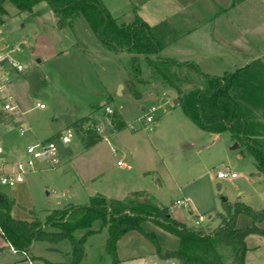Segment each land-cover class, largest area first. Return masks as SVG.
Segmentation results:
<instances>
[{
	"label": "rangeland",
	"instance_id": "1",
	"mask_svg": "<svg viewBox=\"0 0 264 264\" xmlns=\"http://www.w3.org/2000/svg\"><path fill=\"white\" fill-rule=\"evenodd\" d=\"M110 1L112 6L118 4L120 10L128 9L125 0ZM136 2L139 14L145 17L150 15L152 8L165 10V0ZM4 9L5 13L0 15V47L4 44L18 47L20 51L15 58L26 68L18 75H13L6 91L0 94V133L8 129L2 134L3 141L25 149L27 145L52 135L58 140L61 132L72 128L71 124L83 117L96 118L97 126L103 128L99 133L94 125L85 122L82 129L91 127L92 131L100 135L99 143L85 149L84 137L93 135L80 132L83 139L76 135L69 146L60 147L62 156L57 166H50L45 161L35 162L34 171L23 172L22 183L14 187L1 186L0 191L15 201L11 212L13 218L27 220L33 211L44 220L51 211L63 209L69 204H88L91 192L124 199L127 191L138 190L145 191L167 207L177 199L188 196L198 215L204 217L198 227L207 231L218 225V214L224 213L222 199L227 203L239 201L254 209H264V175L257 176L258 171L251 156L240 147L232 149L235 143L228 132L218 133L212 139V135L199 130L184 116L180 107L171 104L166 97L142 104L145 111L151 106L156 107L152 115L154 120L145 129L142 128L145 111L141 110L139 103L120 97L119 86L112 91L116 94L114 101L109 98L106 104L112 110L111 114L105 109L97 113L88 111L89 103L97 102L99 92L111 88L116 79L122 80L131 67L124 55H113L109 53L110 50L106 52L82 18L74 19L67 29H59L56 18L45 3L35 8L43 22L34 14L19 13L8 3ZM128 15L121 19L132 17ZM148 18H153V15ZM175 19L171 18L172 21ZM54 20V26L47 24H53ZM120 20L117 19V22L122 24ZM192 23L187 22V26ZM165 25H168L167 19L162 22V26ZM163 38L164 44L171 42L175 45L173 33H166ZM76 45L86 52L78 50ZM139 66V76L133 78L130 71L121 94H127L131 85L139 93L152 88L150 85L153 81L146 75L145 68L148 67L142 61ZM209 68L217 70V65L214 69L211 66ZM189 80L187 77L183 82ZM190 87L192 85L186 89ZM8 96L11 97L10 104L14 106L12 112L3 109ZM36 104H42L43 108ZM114 113L126 124L118 132L110 124L109 118L104 116ZM132 125L134 130L131 129ZM102 135L106 139L102 140ZM24 159L26 154L14 163ZM117 161L124 165L118 166ZM224 168L239 177L233 180L217 179L216 173ZM217 184L221 185L219 190ZM175 207L188 217V204ZM249 224L248 217L238 216L237 227ZM47 231L55 229L48 228ZM73 234L79 238L83 231L76 230ZM105 236V228L101 235L87 236L84 248L88 258L79 264H109V257L104 252V241L101 243ZM139 239L146 249L153 250L147 240ZM33 245L32 253L51 263L70 259L65 253L69 251L66 240L54 246L55 249L41 241ZM163 246L165 249L171 247L169 242L163 243ZM7 255L0 258V263L8 260ZM33 264H43V261L35 258Z\"/></svg>",
	"mask_w": 264,
	"mask_h": 264
},
{
	"label": "trees",
	"instance_id": "2",
	"mask_svg": "<svg viewBox=\"0 0 264 264\" xmlns=\"http://www.w3.org/2000/svg\"><path fill=\"white\" fill-rule=\"evenodd\" d=\"M40 2L50 7L59 29H67L74 19L82 18L101 46L113 52L128 53L133 78L139 76V64L144 62L150 70V80L175 92L177 106L189 121L210 134L228 132L251 156L256 170L264 175V63L254 60L216 76L202 73L193 62L161 58L158 54L165 44L155 28L139 17L130 24L118 23L101 0H0V15L5 13L6 3L19 13H31ZM187 77L190 80L184 83ZM191 85L192 88L186 89ZM129 92L136 99L140 97L134 85L129 86ZM105 107L95 106L94 112ZM104 116L109 118L115 131L126 127L117 113ZM85 122L95 128L98 125L95 119L83 117L72 123L74 129H70L81 139L80 132L92 133V138L84 137V148L88 149L101 137L91 127L83 130ZM56 140L51 137L45 142ZM14 206L12 198L0 193L1 236L14 250L23 253L36 241L54 246L66 240L71 260L58 264H79L86 257L87 236L102 228L107 230L105 252L111 259L110 264H120L116 245L128 232H136L151 243L159 259H175L179 264H244L246 236H264V227L260 226L264 224V209H254L239 201L223 202L224 213L218 214L219 223L211 231L176 221L167 206L143 190L129 192L124 199H107L95 194L88 204L53 210L44 220L33 211L27 220L15 219L11 216ZM239 215L248 217L251 225L237 227ZM146 221L176 237L178 247L164 250L154 233L143 227ZM95 223H99L98 230L93 229ZM48 228L55 231L49 232ZM76 230L83 231L79 238L73 234Z\"/></svg>",
	"mask_w": 264,
	"mask_h": 264
},
{
	"label": "crops",
	"instance_id": "3",
	"mask_svg": "<svg viewBox=\"0 0 264 264\" xmlns=\"http://www.w3.org/2000/svg\"><path fill=\"white\" fill-rule=\"evenodd\" d=\"M125 1V6L128 5V9L120 10L121 7H118V4H114L112 6V2L110 0H102L103 4L110 12V14L118 20H120L121 17H125V15H128V13L131 12V15L128 16L132 17H129L126 20H120L121 22L123 21L122 24H130L135 17H139L149 27L155 28V32L157 31V36L162 38L163 41L164 34L173 33L175 37V43H173L175 45L171 44V42L165 44L158 54V56L161 58L175 59L179 62H193L198 66L199 70L202 73L216 76H221L225 72H232L236 68L243 67L254 60H260L262 63H264V0H165V10L161 11L160 9L152 8L150 10V15L148 14L147 17H145V15L143 14H139L140 11L138 6L136 5V1L139 2L140 0ZM41 3L44 2H40L33 7L31 14H34L36 17H38V20L40 22H43V18H41L39 11L35 9ZM130 4L132 5V7L129 8ZM166 7L168 9L167 12ZM151 14L153 15V18L149 19L148 17L151 16ZM162 16L163 18H161ZM172 17H176V19L172 21ZM165 19L168 20V25L162 26V22H165ZM190 21L194 24L192 23V25L187 26V22ZM54 22L55 20L53 21V24H47H51V26H54ZM76 48L80 51H85L77 45ZM106 52H109V50L106 49ZM109 53H112L116 56L124 55L126 58H128L130 63V55L126 52L110 51ZM66 54H68V52ZM150 58L153 59L154 57L152 56ZM215 65H217V70H210L209 66H211V69H214ZM145 69L147 72L146 75L150 77V70L148 68ZM129 73L130 70L126 72V75L122 80L116 79L111 88L109 87V89L101 90L99 92L97 102L89 103L90 107L88 111L90 110V112H94L95 106L102 107L106 105L109 98L113 100V97H115L116 94H114V92L112 91L115 89L117 90V86H119L118 92L121 95L120 97H125L132 102L139 103L141 105L142 111H145V107L142 106L143 103L155 100L158 97L163 96L166 97L168 101H170L168 96L159 95L157 93L156 87H161L163 91L171 89L166 86L155 84L154 82L149 85L155 90L149 88L142 91L138 99L134 98L129 90L127 92L128 95L125 93L121 94L123 83ZM170 103L173 104L171 101ZM6 128L7 127L5 126L4 129ZM6 131L4 130V132ZM1 132L2 134L4 133L3 130H1ZM2 134L0 133V147L2 148V153L0 154V167L2 163L4 164V166H2V168L0 169V173L7 171L9 166L14 165V162L25 156V149H23V146L21 147L19 145H13L10 143L8 144V142L3 141ZM210 135H213L211 136V138L213 139L217 134ZM51 137H53V135ZM51 137H48L43 141H46ZM103 139H106L104 135H102V140ZM233 142L236 143L235 141ZM232 149L234 148L232 147ZM123 165L124 163L118 166L122 167ZM40 170L42 169H38V171ZM261 175L262 174L260 173L257 174V176ZM129 192L133 191H127V194ZM0 193L2 192L0 191ZM95 194L104 196V194L100 192H91L88 200L90 201V198ZM104 197L107 199L112 198L106 196ZM181 200L185 201V204H188L190 207V210L188 211V217L184 216L181 211L176 210V201L170 204V206L168 207L171 216L176 221L183 223L188 227H198L200 221L197 223L196 221L201 215H198V212L194 208L193 204H190L188 196H183ZM188 220L190 222H188ZM250 225L251 220L249 225L242 227H248ZM260 226L262 227V224ZM143 227L147 231H151L154 233L164 250L169 248L165 249L163 243L169 242V244L171 245L170 249L172 250L178 247V240L176 237L157 228L152 223L146 221L143 223ZM98 228L99 223H95L93 229L98 230ZM102 230L103 228L93 233L92 236H97V233H100L101 235ZM135 233L136 232H128L117 242L116 253L118 259L120 260V264H179L175 259H159L155 254L154 247L152 246V251L148 248L146 249V245H144V243L139 239L143 237L138 233H136L135 235ZM106 238L107 236H105V238L101 240V243H103L104 241V252ZM245 245L247 247V251L244 257V264H264V236L250 234L245 238ZM33 246L34 245L32 244L30 250L27 253L12 250L11 246L1 236L0 232V258H4L6 254H8L7 256H9L8 260L5 261V263L1 262L0 264H33V260L35 258L42 260L43 264L69 263L71 260L69 254L70 249L68 252H65L66 255L70 257L69 260H65L66 262L64 261L51 263V261L49 262L46 258L44 259V257L35 256L32 253ZM54 246L49 245V248L55 249ZM13 255L15 257H13ZM86 258H88L87 253L86 257L83 260H85ZM101 259L102 256L99 258V260ZM110 260L111 259L109 257V264ZM104 263L107 264V262H103V264Z\"/></svg>",
	"mask_w": 264,
	"mask_h": 264
},
{
	"label": "built area",
	"instance_id": "4",
	"mask_svg": "<svg viewBox=\"0 0 264 264\" xmlns=\"http://www.w3.org/2000/svg\"><path fill=\"white\" fill-rule=\"evenodd\" d=\"M20 50L18 47H9L4 44L0 47V94L6 91L7 85L10 83L13 75H18L21 73L26 66L16 60L15 55ZM4 99V98H3ZM11 97H7V102L3 105V109L8 112H12L14 106L10 104ZM39 108H43L42 104H36ZM105 111L108 114L112 113V110L109 107H105ZM156 111V107L151 106L147 109L144 114V126L142 128H147L153 122V114ZM97 132L101 133L103 128L101 126L96 127ZM131 129L134 130V125L131 126ZM75 133L72 129L67 128L58 136L57 141H39L33 144H29L25 148L26 159L20 160L12 166H9L7 171L0 173V187H14L17 184L23 182V172L24 171H34L35 162L45 161L50 166H57L60 163L61 159V149L60 147L69 146L72 141L75 139ZM2 153V148L0 147V154ZM121 161H117V165H121ZM4 166L2 163L0 169ZM238 175L234 172H231L228 168H224L216 173L217 179H229L233 180L237 178ZM185 201L177 200L175 205H185ZM204 217L199 216L198 220L202 221ZM12 250H14L11 247Z\"/></svg>",
	"mask_w": 264,
	"mask_h": 264
},
{
	"label": "water",
	"instance_id": "5",
	"mask_svg": "<svg viewBox=\"0 0 264 264\" xmlns=\"http://www.w3.org/2000/svg\"><path fill=\"white\" fill-rule=\"evenodd\" d=\"M38 62H39V61H38ZM156 90H157V93H158L159 95H166V96L169 97L170 101H171L174 105L177 104L176 94H175V92H174L173 90H165V91H163V90L161 89V87H159V86L156 87ZM102 105H103V104H102ZM212 136H213V135H212ZM237 147H238V144L235 143L233 148H237ZM257 174H259V173H257ZM216 187H217V189L219 190L220 187H221V185H220V184H217ZM222 200H223V202H225V199H222Z\"/></svg>",
	"mask_w": 264,
	"mask_h": 264
}]
</instances>
